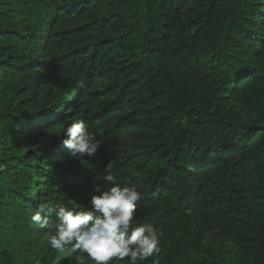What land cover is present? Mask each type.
Instances as JSON below:
<instances>
[{
  "label": "trees",
  "instance_id": "1",
  "mask_svg": "<svg viewBox=\"0 0 264 264\" xmlns=\"http://www.w3.org/2000/svg\"><path fill=\"white\" fill-rule=\"evenodd\" d=\"M75 120L94 156L61 147ZM112 159L162 233L143 264H264V0H0V264H77L31 216Z\"/></svg>",
  "mask_w": 264,
  "mask_h": 264
},
{
  "label": "clouds",
  "instance_id": "2",
  "mask_svg": "<svg viewBox=\"0 0 264 264\" xmlns=\"http://www.w3.org/2000/svg\"><path fill=\"white\" fill-rule=\"evenodd\" d=\"M67 117L65 121H67ZM59 136L61 147L69 158L81 159L94 156L103 144L97 134L89 130L83 120L63 123ZM7 165L0 164V172ZM115 162L109 160L96 179L106 188L95 187L88 206L75 200L57 202L49 207L46 215L43 208L34 211L31 224L47 230L48 247L57 252L70 250L79 253L77 264H143L148 258L161 252L162 233L147 222L136 223L137 202L142 193L137 184L129 179L123 185L117 183L114 174Z\"/></svg>",
  "mask_w": 264,
  "mask_h": 264
},
{
  "label": "rangeland",
  "instance_id": "3",
  "mask_svg": "<svg viewBox=\"0 0 264 264\" xmlns=\"http://www.w3.org/2000/svg\"><path fill=\"white\" fill-rule=\"evenodd\" d=\"M51 179V178H50ZM50 179L46 178L45 180H43L41 183H40V190H42L43 192H48L49 191V188H48V185H49V181Z\"/></svg>",
  "mask_w": 264,
  "mask_h": 264
}]
</instances>
